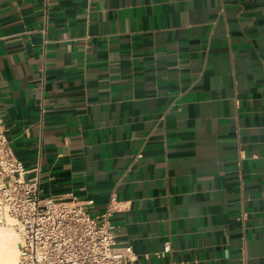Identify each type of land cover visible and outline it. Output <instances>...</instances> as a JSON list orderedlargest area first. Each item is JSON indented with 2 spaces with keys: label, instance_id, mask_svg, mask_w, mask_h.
<instances>
[{
  "label": "crops",
  "instance_id": "1",
  "mask_svg": "<svg viewBox=\"0 0 264 264\" xmlns=\"http://www.w3.org/2000/svg\"><path fill=\"white\" fill-rule=\"evenodd\" d=\"M0 116L132 264H264V0H0Z\"/></svg>",
  "mask_w": 264,
  "mask_h": 264
},
{
  "label": "built area",
  "instance_id": "2",
  "mask_svg": "<svg viewBox=\"0 0 264 264\" xmlns=\"http://www.w3.org/2000/svg\"><path fill=\"white\" fill-rule=\"evenodd\" d=\"M25 173L0 116V226L10 220L17 233L18 264H132V247L115 240V197L102 214L91 216L73 195L42 197L38 175L27 179Z\"/></svg>",
  "mask_w": 264,
  "mask_h": 264
},
{
  "label": "bare ground",
  "instance_id": "3",
  "mask_svg": "<svg viewBox=\"0 0 264 264\" xmlns=\"http://www.w3.org/2000/svg\"><path fill=\"white\" fill-rule=\"evenodd\" d=\"M0 264H18V236L10 220L0 227Z\"/></svg>",
  "mask_w": 264,
  "mask_h": 264
},
{
  "label": "rangeland",
  "instance_id": "4",
  "mask_svg": "<svg viewBox=\"0 0 264 264\" xmlns=\"http://www.w3.org/2000/svg\"><path fill=\"white\" fill-rule=\"evenodd\" d=\"M0 227H6V225L0 226Z\"/></svg>",
  "mask_w": 264,
  "mask_h": 264
}]
</instances>
